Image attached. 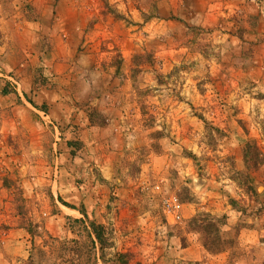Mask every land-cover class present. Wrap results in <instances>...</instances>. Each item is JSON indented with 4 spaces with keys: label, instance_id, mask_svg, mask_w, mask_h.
<instances>
[{
    "label": "rangeland",
    "instance_id": "1",
    "mask_svg": "<svg viewBox=\"0 0 264 264\" xmlns=\"http://www.w3.org/2000/svg\"><path fill=\"white\" fill-rule=\"evenodd\" d=\"M254 1L204 25L178 0H0V264H264Z\"/></svg>",
    "mask_w": 264,
    "mask_h": 264
},
{
    "label": "crops",
    "instance_id": "2",
    "mask_svg": "<svg viewBox=\"0 0 264 264\" xmlns=\"http://www.w3.org/2000/svg\"><path fill=\"white\" fill-rule=\"evenodd\" d=\"M178 2L179 3L176 4L177 7L175 8L179 14H183H180L183 21L195 20L196 22H199L200 24L202 23L204 25H216L218 21L215 20H217L218 15L220 14H223L226 17H229L232 13L245 16V14L248 12V9L250 7L255 8L254 4H256L254 0H247V2H250L251 5H248L247 3L244 4V0H178ZM256 9L259 13V16L261 15L260 18L262 17L264 19V12L262 9L259 7ZM182 10L185 11L183 12ZM223 24L225 23L221 22V25ZM50 65L52 70L55 71L54 73L63 74L62 77L64 78V57L61 59L58 58L57 61L56 57L54 56L53 59H51ZM44 95L45 96L43 97V100H45L50 112L48 115L51 116V118L56 123H62L61 125H64V86L59 85L52 90H45ZM39 98L36 97L37 100ZM34 99L35 98L33 97V101L37 106L36 109H43L37 104L39 101H35Z\"/></svg>",
    "mask_w": 264,
    "mask_h": 264
},
{
    "label": "trees",
    "instance_id": "3",
    "mask_svg": "<svg viewBox=\"0 0 264 264\" xmlns=\"http://www.w3.org/2000/svg\"><path fill=\"white\" fill-rule=\"evenodd\" d=\"M69 146H73V145H76L78 143H76V141H68L67 143ZM248 155H249V151H244V160L246 158H248ZM63 204H65L66 206H69V207H72L74 208L72 205H68V203H64V201H62ZM80 212L85 216L86 213L85 211H81ZM90 227H91V230L93 232V235L95 237V239L101 244V245H104L105 244V241L107 239V236H106V233L104 231L105 227L102 225V224H98V223H95V222H90ZM204 245L206 246V248H209V246L207 245V242L204 243ZM126 256L125 253H116L115 255V258L116 259H119V261H117L118 263L117 264H121V262H124L126 263L125 261H122V259ZM116 264V263H115Z\"/></svg>",
    "mask_w": 264,
    "mask_h": 264
},
{
    "label": "built area",
    "instance_id": "4",
    "mask_svg": "<svg viewBox=\"0 0 264 264\" xmlns=\"http://www.w3.org/2000/svg\"><path fill=\"white\" fill-rule=\"evenodd\" d=\"M181 205L182 203L175 195H170L163 199L162 207L167 221L177 222L183 217Z\"/></svg>",
    "mask_w": 264,
    "mask_h": 264
}]
</instances>
